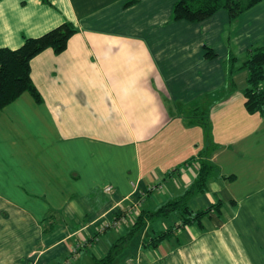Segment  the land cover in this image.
Here are the masks:
<instances>
[{"label":"crops","instance_id":"obj_1","mask_svg":"<svg viewBox=\"0 0 264 264\" xmlns=\"http://www.w3.org/2000/svg\"><path fill=\"white\" fill-rule=\"evenodd\" d=\"M128 1L0 0V48L68 22L79 29L63 54L32 60L42 103L25 93L0 111V264L104 257L134 219L99 228L131 208L156 210L194 182L205 136L185 116L202 108L218 174L190 207L220 202L221 217L116 264H264V118L245 108L248 72L231 75L227 64L264 47V1L232 27L226 11L191 23L173 21L177 0ZM173 218L145 230H167Z\"/></svg>","mask_w":264,"mask_h":264},{"label":"trees","instance_id":"obj_2","mask_svg":"<svg viewBox=\"0 0 264 264\" xmlns=\"http://www.w3.org/2000/svg\"><path fill=\"white\" fill-rule=\"evenodd\" d=\"M264 0H177L173 10V21H187L191 23L204 22L221 11H226L230 19H239L246 11L254 8ZM46 5H51V0H42ZM136 0H130L125 7L132 6ZM79 32L73 23L63 25L38 37L26 39L22 47L16 50L0 48V111L17 100L25 93L38 102L42 103V97L32 79V60L47 50H52L55 54H63L67 48L69 40ZM206 58L214 60L217 54L207 48ZM239 59L231 55L228 60V68L233 71H247V88L244 91L245 108L250 115H260L264 118V47H253L247 52V56L242 63ZM228 70V71H229ZM230 78V77H229ZM235 90V89H234ZM233 90V91H234ZM188 118L194 120L193 126L202 128L205 136L204 150L198 155L196 161L198 174L194 182L180 196L164 203L156 210H143L134 219L129 230L114 242L107 254L101 259L95 260L93 264H116L117 260L124 257L130 250L136 236L143 232L147 226L160 221H168L174 215L179 217V222L169 229L156 232L155 236L145 240L141 246L143 251L158 250L161 245L173 238H178V234L185 229L196 226L200 231H205L203 221L215 214L221 217V203L214 206L195 211L191 209V200L207 192L208 183L218 174L217 167L207 158L212 137L211 115L205 109H198L191 113ZM181 170L176 169L174 172ZM171 175V174H170ZM124 213L116 218H121ZM49 219L47 217L45 221ZM54 225H50L49 230H54ZM45 230V234L50 232ZM98 237V236H97Z\"/></svg>","mask_w":264,"mask_h":264},{"label":"rangeland","instance_id":"obj_3","mask_svg":"<svg viewBox=\"0 0 264 264\" xmlns=\"http://www.w3.org/2000/svg\"><path fill=\"white\" fill-rule=\"evenodd\" d=\"M240 1H242V2H245L246 0H240ZM231 22L229 23V25L232 27V25H233V21L234 20H230ZM236 23H238V22H236ZM235 25V24H234ZM230 29V28H229ZM190 116H191V114H190ZM185 118L186 119H189V120H191L190 118H188V116H185ZM205 146H207V143H205ZM205 206V205H204ZM192 207H194V205L192 206ZM200 209H202V208H199V207H196V210L195 211H198V210H200ZM4 217H5V215H3V214H0V221H3L4 220ZM174 218H173V220L172 221H175L176 219H175V215L173 216ZM162 223H164L165 224V222H160V224H162ZM157 225V224H156ZM161 226H157V227H155V229H153L152 228V230H151V228H149L148 230H143V232H141L140 234H138L137 236H136V238H135V240L133 241V244H132V246H131V249L126 253V254H128V256H134L135 255V253H137L138 251H140L141 250V246H142V244H143V242L145 241V240H148V239H150V238H152V237H154L156 234H155V231H160L161 229L163 230V226H162V228H160ZM178 238H179V235H178ZM180 239H181V235H180ZM182 240V239H181ZM134 248V249H133ZM133 249V250H132ZM131 250H132V252H131Z\"/></svg>","mask_w":264,"mask_h":264},{"label":"built area","instance_id":"obj_4","mask_svg":"<svg viewBox=\"0 0 264 264\" xmlns=\"http://www.w3.org/2000/svg\"><path fill=\"white\" fill-rule=\"evenodd\" d=\"M112 190H113L112 187H108L106 189V192L110 193ZM139 214H140L139 212H136L131 208L129 211H126L125 215L122 216L121 218H116V220H111L105 223L103 227L98 229V234L103 235L109 230H116L121 226V224L126 223L127 220L130 218V216H132L133 219H136V217Z\"/></svg>","mask_w":264,"mask_h":264}]
</instances>
